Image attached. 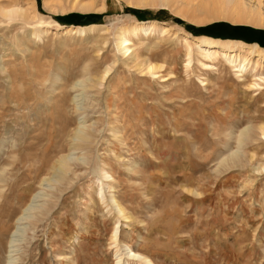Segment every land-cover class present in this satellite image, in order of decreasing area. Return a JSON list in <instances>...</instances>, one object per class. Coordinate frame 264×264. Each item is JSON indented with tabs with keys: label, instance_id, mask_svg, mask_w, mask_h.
<instances>
[{
	"label": "rangeland",
	"instance_id": "rangeland-1",
	"mask_svg": "<svg viewBox=\"0 0 264 264\" xmlns=\"http://www.w3.org/2000/svg\"><path fill=\"white\" fill-rule=\"evenodd\" d=\"M220 1L0 0V264H115V226L155 264H264V0Z\"/></svg>",
	"mask_w": 264,
	"mask_h": 264
},
{
	"label": "bare ground",
	"instance_id": "bare-ground-1",
	"mask_svg": "<svg viewBox=\"0 0 264 264\" xmlns=\"http://www.w3.org/2000/svg\"><path fill=\"white\" fill-rule=\"evenodd\" d=\"M124 1L128 5L137 6V5H148V4H151V5H166V4H169L171 1H174V0H124ZM214 1L216 2V1H219V0H214ZM220 2L223 5H229L231 0H221ZM87 8H90V7H88L87 5H82L81 6V9H87ZM8 12H10V11L2 10V13H8ZM223 17H226V16H223ZM233 21L241 22L243 20H242V18L238 17V18H234ZM250 22L254 23L252 21H250ZM138 28L139 27L137 25H135V26H133L131 28L130 31L134 32ZM168 29L169 28H166V26H164L163 27V30H164L163 32L167 31ZM126 35H128L127 32H126ZM126 35L125 34H121L119 36L118 40L116 41L117 50L122 54V56L123 55L124 56L125 55H129L132 52V50L130 49L131 48L130 39ZM193 44L197 48V52H198L197 54H199L198 55L199 57L210 58V57H213V56L216 57L217 55H220V56H222L224 58L226 63L234 71L239 72L238 76L245 77L244 74L247 71V65H248L249 61H247V57H245V60L243 62L240 61L238 59V56L240 55V53L237 52L238 50L236 51V49L233 48V45H230L229 43H223V42L217 41V40H207V39H196ZM133 57L135 58L134 55H133ZM208 60H210V59H208ZM189 62H190V60L188 61V63ZM203 65H206V63H203ZM160 69H161V66H158V65H154V64L146 65V72L147 73L149 72V73L152 74V73H155L156 70L159 71ZM258 80H261L262 83L264 84V75H258L256 78H254V80L252 82L253 85H260ZM260 88H262V87H260ZM257 129H258V133L264 135V123H261L260 125H258ZM86 138H87V136H86ZM262 169H264V165L262 166ZM104 176H105V173H104ZM105 177L108 178V177H110V175H107ZM103 185H102V187L100 188V191H99L100 199L107 198ZM107 200H108L107 204H108L110 210H113V212H115L119 216V218L120 217L121 218L125 217L124 210H123V208L121 207V205L119 204L118 200L116 199V197L114 195H110L107 198ZM118 233H119L118 232V226H115L113 228V233H112V237H113L112 239L114 240V243H115V245L117 247L116 250H115V257H114L116 259L115 264H122V261H124V259L125 260L135 261L138 264H155L153 262V260L149 256H147L144 253H141L139 251L133 250L127 244L120 242L118 240ZM125 264H129V263L126 262Z\"/></svg>",
	"mask_w": 264,
	"mask_h": 264
},
{
	"label": "trees",
	"instance_id": "trees-1",
	"mask_svg": "<svg viewBox=\"0 0 264 264\" xmlns=\"http://www.w3.org/2000/svg\"><path fill=\"white\" fill-rule=\"evenodd\" d=\"M211 26H213V24Z\"/></svg>",
	"mask_w": 264,
	"mask_h": 264
}]
</instances>
